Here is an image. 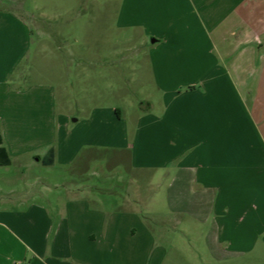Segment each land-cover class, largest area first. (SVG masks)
Listing matches in <instances>:
<instances>
[{
  "label": "crops",
  "instance_id": "1",
  "mask_svg": "<svg viewBox=\"0 0 264 264\" xmlns=\"http://www.w3.org/2000/svg\"><path fill=\"white\" fill-rule=\"evenodd\" d=\"M115 3V25L142 52H71L61 66L80 97L95 78L114 76L139 85L140 102L72 104L68 82L28 93L17 67L31 26L0 9L8 164L36 155L28 164L73 165L78 190L60 200L0 198V264H208L186 257L192 232L219 264H264V0ZM49 148L53 163L43 164ZM93 151L105 162L126 154V179L137 173L121 203L87 191L110 187L80 183L100 157ZM146 213L172 229L154 231Z\"/></svg>",
  "mask_w": 264,
  "mask_h": 264
},
{
  "label": "rangeland",
  "instance_id": "2",
  "mask_svg": "<svg viewBox=\"0 0 264 264\" xmlns=\"http://www.w3.org/2000/svg\"><path fill=\"white\" fill-rule=\"evenodd\" d=\"M115 4V0H0V9L15 10L28 21L32 30L27 55L17 67V70L24 75L19 87L25 88L26 84L31 85L28 93L31 92L34 96L37 92L36 87H56L57 84L60 89L62 88L60 84L68 82V92L65 96L70 103L74 102L75 98L81 99L82 104H121L126 100L125 97H128L127 100L134 99L133 101L140 102L139 85L128 84L126 79L114 76L95 78L96 84L94 90L90 91L91 95L89 91H85L80 97L72 88L71 74L64 73L61 66L60 59L71 52L105 53L112 55L113 58L123 54L136 57L142 52L141 46L125 42L124 33L115 25ZM109 79L111 87L108 84ZM104 153L93 151V155L100 157L96 158V164L91 167L88 174H85L84 178L80 177V183L88 187L92 185H96V188L110 187V192H103L93 187L87 191L95 200L121 203V200L127 196L126 181L137 173L128 169L127 180L125 176L127 155L120 154L105 162L102 160ZM35 158L36 155H33L25 157L23 159L25 162L19 165L11 162L0 166L1 200L9 197L11 200H60L67 191L78 193L73 181L72 172L76 171L73 165L67 167L62 163L53 166L34 162L28 164ZM111 170L112 172H109ZM138 208L146 210L144 205H138ZM155 208L158 213L161 212L160 200ZM147 215L150 217L147 223L154 231L172 229L169 223L158 222V216L154 218L152 215ZM193 235L192 232L186 237L187 240L195 243H193V252L185 253L186 257L193 263L200 261L219 264L212 254L201 252L198 246L199 238Z\"/></svg>",
  "mask_w": 264,
  "mask_h": 264
},
{
  "label": "trees",
  "instance_id": "3",
  "mask_svg": "<svg viewBox=\"0 0 264 264\" xmlns=\"http://www.w3.org/2000/svg\"><path fill=\"white\" fill-rule=\"evenodd\" d=\"M1 143V137H0ZM54 159V150L49 148L46 152V155L41 158L43 164H52ZM10 159L7 155V151L3 145L0 144V164H8Z\"/></svg>",
  "mask_w": 264,
  "mask_h": 264
},
{
  "label": "built area",
  "instance_id": "4",
  "mask_svg": "<svg viewBox=\"0 0 264 264\" xmlns=\"http://www.w3.org/2000/svg\"><path fill=\"white\" fill-rule=\"evenodd\" d=\"M12 264H26L25 262H22V261H14Z\"/></svg>",
  "mask_w": 264,
  "mask_h": 264
}]
</instances>
